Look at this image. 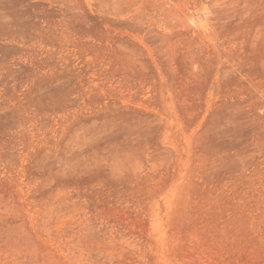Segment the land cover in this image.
<instances>
[{"label":"rangeland","instance_id":"obj_1","mask_svg":"<svg viewBox=\"0 0 264 264\" xmlns=\"http://www.w3.org/2000/svg\"><path fill=\"white\" fill-rule=\"evenodd\" d=\"M0 264H264V0H0Z\"/></svg>","mask_w":264,"mask_h":264}]
</instances>
